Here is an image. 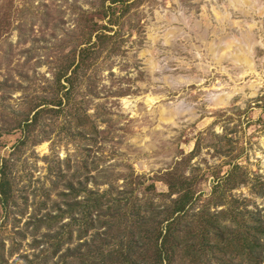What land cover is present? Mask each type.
<instances>
[{
  "label": "rangeland",
  "instance_id": "rangeland-1",
  "mask_svg": "<svg viewBox=\"0 0 264 264\" xmlns=\"http://www.w3.org/2000/svg\"><path fill=\"white\" fill-rule=\"evenodd\" d=\"M2 179L0 264H264V0H0Z\"/></svg>",
  "mask_w": 264,
  "mask_h": 264
},
{
  "label": "trees",
  "instance_id": "trees-1",
  "mask_svg": "<svg viewBox=\"0 0 264 264\" xmlns=\"http://www.w3.org/2000/svg\"><path fill=\"white\" fill-rule=\"evenodd\" d=\"M2 184L4 186H6V184H7L6 180L2 179L0 181V193L3 195V198H5V190H4L3 187H1ZM183 196H185V195L183 194ZM180 198H181V195L179 197H177V200H178L177 204H175V206L173 207L172 210H176L177 211V210H180L182 208L183 204H182V201H180ZM57 210H59L58 207H57ZM60 214H61V212L57 213V215H56L57 217L55 215L51 216V217H53L54 220L58 221V219L60 217ZM161 230H162V228L161 229H157L155 234H154V236H153L154 241L151 242L152 239H150V242H148L146 244V246H150L151 245L152 249H153V251L155 253L154 261L151 264H162V258H161L162 248L161 247L163 246V244L165 242H167V241L169 242L168 248H171V250H173L174 247L178 243V239H176V237L173 235V232L170 229L169 223L164 225L163 231H161ZM169 235H170L171 238H167ZM159 237H160L161 240L157 241L156 239H158ZM128 238H130V239H128ZM128 238L127 239L123 238V234H122L121 237H120L121 240H119V242H120L119 246H117L116 249L112 248L109 251H107L108 254H110V257L112 256V253H114V252L119 257V260H118L117 264H124V263L125 264H128V263L129 264H135L134 262L132 263L130 261V259L127 260V258H128L127 255L131 254L133 252V250L137 251L138 247L136 245V247H134V249H133L132 243H134V240L131 237H128ZM140 239H141V236L137 239V242L140 241ZM123 241H125V243H123ZM179 242H180V240H179ZM122 246L124 247V250H122ZM242 246H247L248 247L247 248L248 249L247 252L251 253L252 250L254 251L253 248L255 246V242L254 243L252 241L249 242V243L244 242ZM130 248H132V250ZM166 248H167V246H166ZM145 250H146V247H145ZM187 250H191V249H187ZM138 253H139V251H138ZM191 255H192V250H191ZM256 255H257V253H256ZM256 255H255V252H254L253 256H256ZM106 257H107V260H108L109 256L106 255ZM111 261H112V259H111ZM105 263L109 264V262H105ZM89 264H96V262H95L94 259H92V260H90Z\"/></svg>",
  "mask_w": 264,
  "mask_h": 264
}]
</instances>
